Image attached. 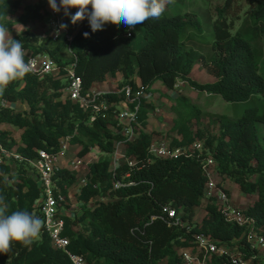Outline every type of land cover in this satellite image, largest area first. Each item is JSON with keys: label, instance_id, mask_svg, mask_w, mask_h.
Masks as SVG:
<instances>
[{"label": "trees", "instance_id": "trees-1", "mask_svg": "<svg viewBox=\"0 0 264 264\" xmlns=\"http://www.w3.org/2000/svg\"><path fill=\"white\" fill-rule=\"evenodd\" d=\"M234 2L225 0L217 7L210 39L205 37L198 18L191 19L189 13L181 11V2L168 3L159 18L149 19L134 29L109 22L94 33L87 19L80 26L79 22L73 25L61 9V20L74 35L72 48L77 56L74 70L82 79L83 92L95 83L121 74L119 91L102 96L107 102L116 103L106 118H92L89 110L64 94V70L58 76L42 79L28 72L4 87L2 97L27 105L23 111L10 107L0 111V126L11 124L21 130L16 139L0 127V140L8 149L30 159L37 156L39 149L57 152L60 139L69 137L71 146H78L79 157L88 154L91 148H99L105 154L89 164L90 180L78 199L106 200L85 207L81 214L65 217L69 250L82 255L87 264H180L179 249L187 247L198 233L210 235L223 244L236 243L249 254L246 230L227 222L212 199L204 200L208 178L202 169V158L206 152L215 160L220 177L234 181L245 194L256 196L244 210L256 219L258 228L264 229V147L258 136V124L264 123V0H248L243 17L232 14ZM48 4V0L26 4L24 0H0V26L10 31L15 24H21L25 28L7 42L19 39L24 51L48 53L64 67L74 61L67 42L41 37L29 26L30 22L45 19ZM21 7L23 11L19 13ZM85 32L90 34L88 38L84 37ZM128 33L131 35L127 36ZM193 41H200L208 49L192 46ZM196 63L215 80L201 84L191 79ZM179 79L199 93L217 95L234 104L252 105L236 117L212 114L181 93L172 106L175 117L166 139L172 147L187 146L201 139L207 151L199 157H155L150 153L155 141L153 132L139 129L133 139L123 133L118 113L119 104L126 102L127 97L122 89L131 85L136 91L140 84L148 92L156 82L173 89ZM152 106L141 99L138 121L143 127L148 123ZM205 116L217 121L216 132L201 127ZM117 143H122L125 154L141 167L131 168L123 163L114 177L109 171V154ZM126 172H130V177L123 178ZM32 174L26 163L15 166L0 163V212L25 210L41 219L42 188ZM78 178L75 170L67 168L55 175L67 197ZM115 178L125 184L115 189ZM129 181L134 183L127 184ZM164 205L174 207L187 225L174 226L163 221L159 216ZM200 207L205 214L199 223H194ZM261 258H256V264H264ZM0 264L72 262L39 230L31 244L12 241L7 252L0 253ZM214 264L231 263L217 259Z\"/></svg>", "mask_w": 264, "mask_h": 264}, {"label": "built area", "instance_id": "built-area-1", "mask_svg": "<svg viewBox=\"0 0 264 264\" xmlns=\"http://www.w3.org/2000/svg\"><path fill=\"white\" fill-rule=\"evenodd\" d=\"M49 6L50 24L52 27L53 40H65L68 44L69 52L74 56V61L67 66H61L48 53L30 54L27 56L26 62L30 64V71L39 78H44L49 75L58 76L63 70L65 72L66 87L63 90L64 94L68 95L71 101L79 104L84 110H89L92 118L102 117L106 118L107 113L112 105L116 103H109L102 96L105 93L92 91L83 92L82 79L75 72L74 66L77 59L72 45L74 35L69 33L67 29H59L62 20L59 12H55ZM82 22V21H81ZM81 22L78 23L80 26ZM59 30V34H57ZM131 34L128 33L127 36ZM186 83L185 80L179 79L177 86H182ZM147 87L139 85L136 91H133L131 85H126L122 90L124 91L127 101L119 104L118 119L124 125L123 133L128 135L130 139L136 137L139 131L140 123L138 121V110L141 99L147 100L149 98ZM4 87L0 88V111L3 108H13L18 110L20 104L12 102L5 97H2ZM129 104H133L132 109ZM26 107V105H25ZM19 111V110H18ZM23 111V110H22ZM71 144L70 138L60 139L59 150L57 152H49L44 149L37 150L35 158L27 159L16 150H10L3 145L0 140V163L10 164L15 166L16 163L28 162L32 166V177L39 183L42 188V198L40 199V213L41 225L39 230L45 232L54 248L64 251L72 264H87L86 259L80 255L69 250L70 239L65 234V217H71L68 206L70 205L69 197H67L60 186L57 184L55 175L62 168L63 161L68 157ZM94 148H91V150ZM99 149V148H98ZM91 150L85 156H77V150L72 157L70 170L74 167L84 165L88 168L87 157ZM100 150V149H99ZM207 149L205 142L201 139H196L187 146L172 147L169 142L153 141L150 147V153L159 158H177L179 156L199 157L202 156ZM104 156L105 154L100 151ZM110 165L109 171L114 174L123 163H127L131 168H139L141 166L135 160L130 159L125 154V147L122 143H117L114 150L109 154ZM84 162V163H83ZM88 165V166H87ZM69 169V168H67ZM202 169L207 176L208 181L205 185L204 197L205 201L212 199L220 209L223 218L232 224L243 227L246 230V244L248 245V252L244 251L238 244H223L217 241L210 235L203 233L194 234L190 244L179 249L180 264H214L217 259H226L231 264H256V258L260 257V252L264 250V229L258 228L257 221L254 217L249 216L243 208L237 207L232 203L229 191L226 186L216 180L218 172L216 169L215 160L206 152L202 158ZM89 171L86 176L81 175L78 180L69 188H75L78 195L82 188L86 186L90 180ZM130 177V172H126L123 178ZM129 181L127 184H133ZM125 183L115 178L114 188L118 189ZM106 200V198L93 199L90 202H81L82 206L93 207L97 201ZM168 225L185 226L187 223L180 217L177 210L170 206L164 205L162 213L159 216ZM153 218H156L154 216ZM190 229V227H189Z\"/></svg>", "mask_w": 264, "mask_h": 264}, {"label": "clouds", "instance_id": "clouds-1", "mask_svg": "<svg viewBox=\"0 0 264 264\" xmlns=\"http://www.w3.org/2000/svg\"><path fill=\"white\" fill-rule=\"evenodd\" d=\"M48 3L57 13L63 9L73 25L87 19L93 33L102 30L109 22L134 29L149 19L159 18L165 10L164 0H59V4L57 0H48ZM73 8L77 9L74 13L70 11ZM67 27L62 23L59 29ZM83 35L88 38L90 34L85 32ZM5 37L6 29L0 26V41ZM29 71L30 64L25 61V51L19 39L0 43V88L24 77ZM40 225V218L25 210L11 214L0 212V253H6L12 241L31 244Z\"/></svg>", "mask_w": 264, "mask_h": 264}, {"label": "rangeland", "instance_id": "rangeland-1", "mask_svg": "<svg viewBox=\"0 0 264 264\" xmlns=\"http://www.w3.org/2000/svg\"><path fill=\"white\" fill-rule=\"evenodd\" d=\"M25 3H32L34 0H24ZM165 2V8L169 5L168 3H173V2H181L180 8L182 9L181 11L184 13H189L188 17L191 19H199L203 28V33L207 39L212 38L214 29L212 26V22L214 19L217 17V7L220 5H223L225 0H172L168 2V0H164ZM35 3V2H33ZM248 0H235L233 4V10L232 14L235 17H240L244 16L245 10L248 7ZM172 6V5H171ZM47 15H50L49 13ZM240 20H237V24L240 23ZM31 28L36 29V31H39L38 33L40 35H43V28L45 26H41V24L37 22H30ZM39 27H41V30H39ZM25 27L22 26L21 24L17 23L15 24L10 31L6 32V38L10 36L15 35L22 31ZM9 34V35H8ZM42 37V36H41ZM192 46L198 47L201 49H208V46L206 47L204 44H201L200 41H193L190 42ZM75 47V46H74ZM67 52V51H66ZM69 53H67L68 55ZM69 57V56H68ZM191 79L194 81L205 84V83H210L215 80V78L208 73L206 69H204L199 63H196L194 66V69L191 74ZM187 88L185 89L184 93L193 100L194 103L198 104L200 108L212 113V114H225L229 116L236 117L240 115L246 108H249L252 103L247 102V103H230L225 100H223L220 96L217 95H211L208 93H199L198 90L192 89L189 87L188 83L185 84ZM27 109V105L25 107V104L19 105L18 110L22 111ZM201 127L208 132H216L219 128L218 123L216 120L211 119L208 116H205L202 119V124ZM13 136L14 138L18 139L19 135L21 134V130H14ZM258 136L259 139L262 141V145L264 147V123H259L258 124ZM157 142H162L164 140L156 139ZM76 150L75 147H71L72 155H74V151ZM95 151V150H94ZM93 151V152H94ZM70 155V156H72ZM98 152L91 154L89 157L92 159V162L96 160L95 158L97 157ZM88 157V158H89ZM21 163H26L27 167L31 170L32 166L28 162H21ZM84 163V162H83ZM71 167V164H70ZM83 170L80 171L81 175L86 176V173L88 172V168H82ZM76 189L72 188L69 193L70 194V205L68 206L69 212L72 214L79 213L81 214L82 210L84 209V206H82L81 201L78 199V194L75 193ZM205 199V197H204ZM202 212H204V208L200 207L199 211L197 212V218L193 220V222H198L200 218L202 217ZM260 255L262 256V262L264 263V250L260 252Z\"/></svg>", "mask_w": 264, "mask_h": 264}, {"label": "crops", "instance_id": "crops-1", "mask_svg": "<svg viewBox=\"0 0 264 264\" xmlns=\"http://www.w3.org/2000/svg\"><path fill=\"white\" fill-rule=\"evenodd\" d=\"M38 1L39 0H34L33 2L37 3ZM57 3L59 4V0H57ZM47 7L49 8V6H47ZM21 11H23L22 7L20 8L19 13ZM48 13H49V9H48ZM50 19H51L50 15H46L45 19L43 21L37 22V23L41 24V26H45V28H43V30H42L43 35H40L38 33L39 31H36V29H32V30L39 36L53 40V38H52V27L50 24ZM29 26L31 27L30 24H29ZM39 30H41V27H39ZM9 34L11 35V33H9ZM10 35L4 41H0V43L7 42L10 38L13 37V34H12V36H10ZM30 54H31L30 51L25 50L26 56H28ZM120 79H121V74L118 73L115 77L109 78L106 81L95 83L92 86L91 90L102 92V93L117 92V91H119L118 82ZM185 84L182 86H177L173 89H169L166 86L162 85L160 82H156L152 85V87L150 88V91H148L149 98L146 101L149 102L153 106H152V109L150 110V113L148 115L149 118H148V123H147L146 127H143L140 125L139 129L145 130L147 132H153L155 141H156V139H160V140H164V141L168 142V140L166 139L167 134H168L169 129L173 125V121H174V117H175L172 106L174 104L175 98L177 96H179L181 93H184V91L186 89ZM179 89H180V92H179ZM0 127L2 129L7 130V131H10V134L12 136H13L12 132H14V130H20L11 124H5V125H2ZM71 147H75L76 150L78 151V146H71ZM76 150L74 152H76ZM96 151L98 152V155L95 158L96 160H94V161H97L101 156H103L98 148H94L91 150L88 157L91 154L96 153ZM71 153H72V151L70 148V151L68 153V157L62 163L64 167L69 168V169L72 167V165L70 167V164H71L70 161L72 160V157H73V155ZM70 155H72V156H70ZM88 157H87V162L91 163L92 159H90V157L89 158ZM84 167H85L84 165H79L77 167H74V170L77 172L79 177L81 176L80 171H82L83 170L82 168H84ZM216 180L221 182V184H223L224 186L227 187L229 194H230V197H231V200H232V203L237 207H240L243 209L247 208L250 205H252L254 200L256 199L255 195H248V194H245L243 191H241L239 186L234 181L230 180L229 178H222V177L218 176V177H216ZM70 194L71 193H69V198H70ZM204 214H205V212H202V217L204 216ZM196 215H195L194 219L197 218ZM202 217L200 218L198 223L202 220Z\"/></svg>", "mask_w": 264, "mask_h": 264}]
</instances>
